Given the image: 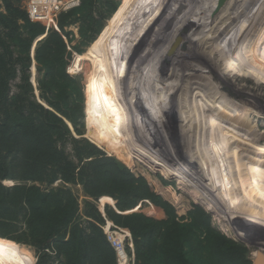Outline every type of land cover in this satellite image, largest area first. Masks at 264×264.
<instances>
[{
    "label": "rangeland",
    "instance_id": "obj_1",
    "mask_svg": "<svg viewBox=\"0 0 264 264\" xmlns=\"http://www.w3.org/2000/svg\"><path fill=\"white\" fill-rule=\"evenodd\" d=\"M32 1L47 6L53 0H0V12L3 14H7L8 3L20 11L13 14L11 19L20 26L17 29L22 37H27L26 29L22 27L23 14L30 23L44 30L31 42L27 53L29 63L24 75L30 88L27 98L40 103L62 119L72 138L80 141V147L92 145L99 150L100 154L84 162L100 161L101 158L114 160L132 174L136 181L132 182V186L142 179L148 188L146 194L158 196L166 202L172 208V214L167 215L149 199L137 200L131 209L122 212L116 206L118 195L93 199L79 183L66 184L57 180L51 185L33 182H27V185H37L43 191L52 188L71 190L78 202L76 224L85 229V234L90 232L87 227L89 223L102 230L113 249L114 264L141 263L136 256L131 231L109 220L106 207L121 215L138 214L155 220H172L182 225L200 217L199 210L194 208L198 207L208 216L204 223L207 228L202 231L210 238L214 237L212 243L217 246L218 254H230L233 264H255L258 255L259 264H264V204H261V197L253 195L261 170L264 173V167L259 165L264 157V0H217L209 12L198 8L202 4V1L201 4L198 2L200 0H177L175 13L172 16L168 13L160 31L153 22L165 12L164 7L169 5L166 0L157 16L150 19V24L157 30L156 34L151 37L147 35L144 45L141 43L144 41H138L139 47L135 50L139 54L135 60L138 59V62L127 65L130 70L122 78L125 97L121 101L115 97L116 84L121 79L120 66L130 51L135 30L138 31L148 12L160 0H134L128 10H123L122 17L114 22L109 40L98 34L122 0H95V8L90 14L77 13L75 19H65L62 15L78 9L82 0H55L46 18L33 13ZM196 1L198 5L194 4ZM89 17L95 22L91 23ZM172 25H175L173 29ZM179 25L182 27L176 30ZM150 26L144 30H151ZM51 33H56L64 43L61 69L66 77L74 81L79 91V94L74 92L71 96L79 106L75 125L62 114L73 115L65 106L60 103L58 106L62 109L57 112L42 98L44 93L40 83L46 78V71L36 55ZM186 40V45L180 46V53L177 54L175 48ZM142 52L147 53L144 56ZM15 56H18L17 53ZM82 60L85 63L82 70L73 72L74 65ZM20 66L17 63L16 76L9 80L10 99L22 92ZM87 77L104 100V103L99 100L96 104L102 117L101 124L115 141L114 153L99 148L86 137ZM45 95L53 100V94ZM126 101L132 110L123 104ZM131 101L134 104H130ZM238 149L246 151L247 155L244 153L246 156H243L245 162L235 161ZM65 150L78 167L84 163L78 164L74 158L72 144L67 143ZM256 171L258 178L252 173ZM250 179L256 180L252 182ZM17 183L2 181L5 186ZM235 197H238L237 203L232 205ZM90 203L101 214L104 223L98 224L86 216ZM17 226L23 231L22 224ZM241 228L243 233L240 234ZM0 231H3L2 228ZM0 239L23 249L25 253L22 258L27 264H68L55 250H49L47 258H40L29 244L9 239L1 233ZM115 244L122 246L125 257H119L117 250L120 251V248L116 249ZM0 264H6L1 257ZM98 264H105V260Z\"/></svg>",
    "mask_w": 264,
    "mask_h": 264
},
{
    "label": "trees",
    "instance_id": "obj_2",
    "mask_svg": "<svg viewBox=\"0 0 264 264\" xmlns=\"http://www.w3.org/2000/svg\"><path fill=\"white\" fill-rule=\"evenodd\" d=\"M133 2L122 0L98 35L109 40L114 22L122 17L123 10H128ZM95 5V0H82L78 9L62 16L75 19L77 13L90 14ZM6 11L7 14L0 12V23L3 25V29L0 28V228L3 231L0 233L9 239L31 245L40 258H47L48 251L55 250L68 264H98L102 260H105V264H114L113 249L102 230L89 223L87 227L90 232L85 234V229L76 224L78 202L71 190L52 188L43 191L37 185H27V182L51 185L61 180L66 184L79 183L93 199L118 195L116 206L122 212L131 209L137 200L142 199L152 200L167 215L172 214V208L158 196L146 194L148 188L142 179L132 186V182H136L132 174L114 160L101 158L100 161L84 162L100 154L99 150L92 145L80 147V141L72 138L62 119L40 103L27 98L30 92L24 76L29 63L27 53L31 42L44 30L30 23L22 13V27L26 29L27 35L24 38L18 31V23L11 19L13 14L20 11L9 3ZM89 20L95 22L92 17ZM63 52L64 43L56 33H51L38 49L37 61L46 71V78L41 81L40 88L44 93L42 98L50 107L61 112L62 108L58 106L61 103L73 113L72 116L64 112L62 114L75 125L79 117V106L71 96L74 92L79 94V91L74 81L66 77L61 69ZM17 63L21 65L22 92L10 99L9 80L16 76ZM46 93L53 94L52 101ZM99 100L104 103L87 77L86 137L99 148L114 153L115 141L101 124L102 117L99 116L100 109L96 104ZM67 143L74 147V158L78 164L84 162L80 167L70 160L65 150ZM97 173H100L101 178ZM2 181L24 184L5 186ZM88 206L86 216L98 224L104 223L95 206L91 203ZM194 208L199 210L200 217L183 225L138 214L121 215L109 207L105 210L108 219L115 225L131 231L136 256L141 264H225V261L233 264L230 254H218L217 246L212 243L214 237L210 238L202 231L207 228L204 223L208 216L198 207ZM16 224H22L23 231ZM202 235L205 237L202 238ZM24 253L16 244L0 239V257L6 264H27L22 258Z\"/></svg>",
    "mask_w": 264,
    "mask_h": 264
},
{
    "label": "bare ground",
    "instance_id": "obj_3",
    "mask_svg": "<svg viewBox=\"0 0 264 264\" xmlns=\"http://www.w3.org/2000/svg\"><path fill=\"white\" fill-rule=\"evenodd\" d=\"M54 1L55 0H53L50 4H48L47 6H43L42 4H40V3H34L33 1L31 2V8H32V11L34 12V13H36L38 16H40L41 18H43V17H48V15H49V13L52 11L51 10V5L54 3ZM179 1V0H178ZM202 1V2H201ZM217 0H210L209 1V3H207L208 2V0H207V2L205 1V3L203 4V2H204V0H200V1H198L200 4H201V6H198V8H202L203 10L202 11H212V7L211 6H215L214 4H215V2H216ZM164 2H166V0H160L158 3H157V5L154 7V9L152 10V11H149L148 12V14H147V16H146V18H145V20L142 22V24H141V26L139 27V29H138V31L137 30H135L136 31V35H135V38H134V40H133V42H132V44H131V48H130V51L128 50V52L129 53H127L126 55H125V60H124V62H123V64L120 66V71H119V74H120V81L118 82V84H116V86H117V88L115 89V97H116V100L117 101H121V98L122 97H125V88H123L122 87V84L124 83V81H123V77L127 74V72L130 70V68H129V70H128V67H127V65H131V64H133V63H136V62H138V59H137V61L135 62V60H136V57L139 55H137V53H135V50L137 49V47H139V43H138V41H140L141 42V40L142 41H144V42H141L142 43V45H144L145 44V41L147 40L146 38H147V35H149L150 37L155 33L156 34V31L157 30H162V24H163V22H164V20H165V18L170 14L171 16H172V14L173 13H175V8L174 7H177V6H175L176 5V3H178L177 2V0H168V3L167 4H169L167 7H164L165 9V12H163V13H161V16H159L158 17V19L157 20H153L154 22V26H156V28H157V30H156V28L153 26V25H151L150 24V19H153L154 17H155V15L157 16V13L158 12H160L161 11V8H163L162 6H163V4H164ZM184 2V1H183ZM198 2L196 1L194 4L195 5H198ZM208 5H207V4ZM182 4V3H181ZM206 4V5H205ZM177 5H179V4H177ZM195 5H194V8H197V6L195 7ZM181 7V6H180ZM186 7H188V4H187V6ZM174 8V9H173ZM211 8V9H210ZM163 10V11H164ZM189 11H190V9H189ZM216 11V10H215ZM225 11V10H224ZM184 12V11H183ZM188 12V11H187ZM169 13V14H168ZM189 13H191V12H189ZM215 13V12H214ZM185 14V13H184ZM186 14H188V13H186ZM182 15H183V13H182ZM189 15V14H188ZM197 15V14H196ZM176 16V15H175ZM181 16V15H180ZM185 16V15H184ZM153 17V18H152ZM162 17V18H161ZM188 17V16H187ZM187 17H186V19H187ZM175 18V17H174ZM203 18V17H202ZM201 18V19H202ZM172 20V19H171ZM202 20H204V19H202ZM168 21H170L169 19H168ZM167 21V22H168ZM174 21V20H173ZM167 22H165V23H167ZM171 22V21H170ZM169 22V23H170ZM178 22V21H177ZM198 22H200L199 20H198ZM205 22V21H204ZM152 23V22H151ZM164 23V24H165ZM196 23V22H195ZM172 24V23H171ZM199 24V23H198ZM151 27V30H144V28H146V27H149V26ZM169 25V24H168ZM161 26V27H160ZM184 26V25H183ZM164 27V26H163ZM172 27V29H173V27H175V25H172L171 26ZM171 27L170 28H168V30L169 29H171ZM180 27H182V25H179V27H177L176 28V30H179L180 29ZM202 27V26H201ZM204 27V26H203ZM161 28V29H160ZM186 29H188V28H186ZM116 30V29H115ZM187 31V30H186ZM196 31V30H195ZM172 32V31H171ZM134 33V32H133ZM149 33V34H148ZM174 32H172V34H173ZM163 34V33H162ZM165 34V33H164ZM174 35V34H173ZM176 35V34H175ZM178 35V34H177ZM176 35V36H177ZM156 36H158V34L156 35ZM170 36V35H169ZM179 36H183V35H178V37ZM186 36V38L188 37L187 35H185ZM184 36V37H185ZM258 36V35H257ZM112 38H113V35H112ZM168 38V37H167ZM146 39V40H145ZM159 39V38H158ZM182 39H183V37H182ZM199 41V40H198ZM150 42V41H149ZM179 42H180V40H179ZM186 42H187V40L185 41V42H182V43H180L179 44V47H177V45L175 46V47H177V48H175V50H177V54H179L180 53V51H179V49H180V46H183L184 44L186 45ZM191 42V41H190ZM140 43V44H141ZM148 43V42H147ZM152 43V42H151ZM191 43H193V42H191ZM178 44V43H177ZM184 45V46H185ZM141 46V45H140ZM198 46V45H197ZM142 47V46H141ZM145 47V46H144ZM143 47V48H144ZM142 48V49H143ZM168 48V47H167ZM139 49V48H138ZM148 49V48H147ZM151 50V49H150ZM142 51V50H141ZM137 52V51H136ZM148 52V51H147ZM146 52V53H147ZM162 52V51H161ZM163 52H164V50H163ZM162 52V53H163ZM165 52H167L166 51V49H165ZM164 52V53H165ZM174 52V51H173ZM139 53V52H138ZM143 53V52H142ZM145 53V54H146ZM175 53V52H174ZM144 54V53H143ZM145 54H144V56H145ZM186 55V54H185ZM143 56V55H142ZM164 57V56H163ZM182 57V56H181ZM186 57V56H185ZM138 58V57H137ZM141 59V58H140ZM139 59V60H140ZM183 59H184V57H183ZM185 59H187V58H185ZM181 62V61H180ZM82 66H83V60L82 61H79L78 62V64H75L74 65V67H73V72H78V71H81V69H82ZM136 69V68H135ZM182 71V70H181ZM125 72H126V74H125ZM143 72V71H142ZM171 73V72H170ZM126 78V77H125ZM167 78V77H166ZM126 80V79H125ZM163 88V87H162ZM143 93V92H142ZM124 100H122V102H123ZM130 103V102H129ZM123 104H125L126 105V107H127V109L129 110V109H131L132 107L130 106V108H129V104H128V101H126V103L124 102ZM130 104H134L132 101H131V103ZM132 110V109H131ZM194 116V115H193ZM230 127V126H229ZM204 131V130H203ZM217 134V133H216ZM180 142V141H179ZM212 142V141H211ZM215 143V142H214ZM228 143H226V145H227ZM223 146V145H222ZM245 147V146H244ZM210 148V147H209ZM226 148H228V146L226 147ZM237 148V147H236ZM234 149H235V146H234ZM246 149V148H245ZM230 150V149H229ZM245 150H242V149H238L236 152V162H238V161H243L244 159V155L246 154L245 152H244ZM228 152V151H227ZM211 153V152H210ZM245 153V154H244ZM264 153V152H263ZM247 155V154H246ZM245 155V156H246ZM214 156V155H213ZM223 156V155H222ZM222 156H221V158H222ZM263 156H264V154H263ZM216 157V156H215ZM219 157V156H218ZM245 158H248V156L247 157H245ZM260 158V157H259ZM250 159V158H249ZM250 161V160H249ZM257 161V160H256ZM189 162V161H188ZM244 162H245V160H244ZM251 162H253V161H251ZM243 163V162H242ZM248 163V162H247ZM246 163V164H247ZM262 165L261 167H264V157H263V159H261L260 161H259V165ZM248 165V164H247ZM257 165H258V162H257ZM257 165H254L253 164V166H257ZM240 167H242V166H240ZM252 169V168H251ZM261 169H263V168H261ZM240 170H241V168H240ZM256 170V169H255ZM258 170V169H257ZM251 171V170H250ZM254 171V170H253ZM239 172V171H238ZM249 172V171H248ZM264 172V171H263ZM233 173V172H232ZM243 173V175H244V172L242 171L241 172V174ZM252 173H254V175H256V177L258 178V175H257V171L256 172H252ZM251 174V173H250ZM258 174H259V172H258ZM261 175L259 176V180L261 179V181H259L258 180V186H257V184H255L254 186H255V188H256V186H257V190L255 191V193L253 194V195H255V196H257V197H261L262 198V202H261V204L263 205L264 204V173H262V170H261V173H260ZM240 175V174H239ZM263 175V176H262ZM235 176V175H234ZM252 176V175H251ZM229 177H231V176H229ZM227 178V177H226ZM240 178H241V175H240ZM239 178V179H240ZM247 178V177H246ZM252 178H254V176H252ZM182 179V178H181ZM251 180V179H250ZM250 180H249V182H250ZM253 180H256V179H253ZM253 180H251L252 182H253ZM255 182H257V181H254V183ZM253 183V184H254ZM222 184H224V183H222ZM225 186V185H224ZM253 186V187H254ZM234 187V186H233ZM250 187H251V185H250ZM248 188V187H247ZM255 188H254V190H255ZM249 190H250V188H249ZM238 191V190H237ZM251 191V190H250ZM250 193H252V191L250 192ZM256 197V198H257ZM255 198V199H256ZM235 199V201H231L232 203V205L234 204V202H236L237 203V199H238V197H235L234 198ZM251 200V199H250ZM253 200H254V198H253ZM238 201H240V200H238ZM235 206V205H234ZM252 208V207H251ZM230 209V208H229ZM250 210V209H249ZM260 212V211H259ZM231 217V216H230ZM241 233H243V229L241 228L240 229V234ZM115 246H116V249L119 247L120 248V251H118L117 250V252H118V255H119V257H121V256H124L125 257V254H124V251H123V248H122V246L121 245H117V244H115ZM123 254V255H122ZM257 257H256V259H255V264H259V262H258V258L260 257V256H258V255H256Z\"/></svg>",
    "mask_w": 264,
    "mask_h": 264
},
{
    "label": "built area",
    "instance_id": "obj_4",
    "mask_svg": "<svg viewBox=\"0 0 264 264\" xmlns=\"http://www.w3.org/2000/svg\"><path fill=\"white\" fill-rule=\"evenodd\" d=\"M34 13V12H33ZM36 14V13H35ZM37 15V14H36ZM38 16V15H37ZM40 17V16H39Z\"/></svg>",
    "mask_w": 264,
    "mask_h": 264
}]
</instances>
